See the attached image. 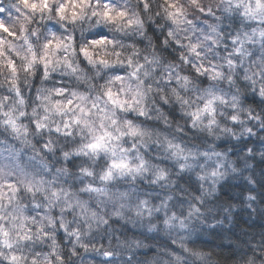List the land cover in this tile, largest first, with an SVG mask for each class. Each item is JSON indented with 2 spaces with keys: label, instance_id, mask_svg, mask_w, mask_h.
<instances>
[{
  "label": "clouds",
  "instance_id": "1",
  "mask_svg": "<svg viewBox=\"0 0 264 264\" xmlns=\"http://www.w3.org/2000/svg\"><path fill=\"white\" fill-rule=\"evenodd\" d=\"M0 264H264V0H0Z\"/></svg>",
  "mask_w": 264,
  "mask_h": 264
}]
</instances>
